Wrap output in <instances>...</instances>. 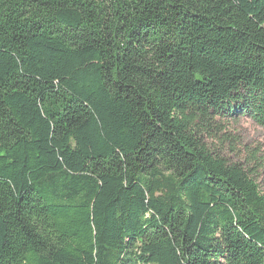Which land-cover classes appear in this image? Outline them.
Segmentation results:
<instances>
[{
	"label": "trees",
	"instance_id": "16d2710c",
	"mask_svg": "<svg viewBox=\"0 0 264 264\" xmlns=\"http://www.w3.org/2000/svg\"><path fill=\"white\" fill-rule=\"evenodd\" d=\"M264 0H0V264H264Z\"/></svg>",
	"mask_w": 264,
	"mask_h": 264
},
{
	"label": "rangeland",
	"instance_id": "374dc122",
	"mask_svg": "<svg viewBox=\"0 0 264 264\" xmlns=\"http://www.w3.org/2000/svg\"><path fill=\"white\" fill-rule=\"evenodd\" d=\"M227 133L210 143L231 163L254 171L256 184L264 195V129L248 118H235L225 124Z\"/></svg>",
	"mask_w": 264,
	"mask_h": 264
}]
</instances>
